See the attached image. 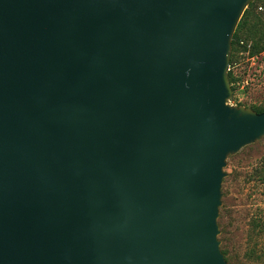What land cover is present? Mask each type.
I'll use <instances>...</instances> for the list:
<instances>
[{"label":"water","instance_id":"water-1","mask_svg":"<svg viewBox=\"0 0 264 264\" xmlns=\"http://www.w3.org/2000/svg\"><path fill=\"white\" fill-rule=\"evenodd\" d=\"M254 0H0V264H230L229 103Z\"/></svg>","mask_w":264,"mask_h":264},{"label":"rangeland","instance_id":"rangeland-1","mask_svg":"<svg viewBox=\"0 0 264 264\" xmlns=\"http://www.w3.org/2000/svg\"><path fill=\"white\" fill-rule=\"evenodd\" d=\"M256 5L255 12L264 20V0H257ZM249 42L250 49L254 39ZM229 68L237 76L229 103L262 108L264 49L254 56L240 52ZM224 171L218 218L221 248L230 264H264V231L257 232L252 226L256 218L264 222V137L229 156Z\"/></svg>","mask_w":264,"mask_h":264},{"label":"trees","instance_id":"trees-1","mask_svg":"<svg viewBox=\"0 0 264 264\" xmlns=\"http://www.w3.org/2000/svg\"><path fill=\"white\" fill-rule=\"evenodd\" d=\"M257 0H254L250 3L248 8L245 10L233 37V51L231 56L230 65H233L237 59L238 54L242 51H249L251 56L256 55L259 52V49H264V45H261L264 40V20L255 12L258 8L256 5ZM260 35V37H258ZM253 38L254 42L252 48H248L249 39ZM244 41L245 43H241ZM230 81L235 91V82L237 81V76L230 69L229 70ZM257 112H263L264 106L262 108L253 106ZM252 226L257 232L264 231V222L262 220L254 219ZM224 254L227 255V252L224 250Z\"/></svg>","mask_w":264,"mask_h":264},{"label":"built area","instance_id":"built-area-1","mask_svg":"<svg viewBox=\"0 0 264 264\" xmlns=\"http://www.w3.org/2000/svg\"><path fill=\"white\" fill-rule=\"evenodd\" d=\"M241 43H245L244 41H241Z\"/></svg>","mask_w":264,"mask_h":264}]
</instances>
